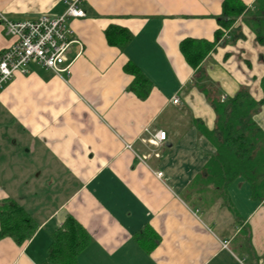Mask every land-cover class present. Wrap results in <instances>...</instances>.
<instances>
[{
    "label": "crops",
    "instance_id": "obj_1",
    "mask_svg": "<svg viewBox=\"0 0 264 264\" xmlns=\"http://www.w3.org/2000/svg\"><path fill=\"white\" fill-rule=\"evenodd\" d=\"M65 1L0 0V12L14 21L60 16ZM223 1L79 0L86 16L69 20L76 41L70 74L34 66L0 95L7 120L0 121V141L16 131L30 147L28 154L5 152L0 206L14 200L39 225L21 246L0 240V264H44L51 234L67 215L91 236L79 264H264V202L253 200L243 178L225 192L203 178L215 147L199 125L212 131L216 115L180 50L187 38L213 40ZM242 1L248 8L257 2ZM111 26L133 34L124 51L107 43ZM235 27L244 37L227 35L202 66L222 99L246 87L260 101L264 46L241 19ZM13 43L0 24V55ZM128 62L153 85L145 100L128 90ZM255 121L264 131V106ZM159 131L167 139L155 144ZM26 155L36 157L31 165L47 172L50 186L67 192L65 200L25 193L29 182L18 173L32 171ZM147 230L160 240L150 252L137 240Z\"/></svg>",
    "mask_w": 264,
    "mask_h": 264
},
{
    "label": "trees",
    "instance_id": "obj_2",
    "mask_svg": "<svg viewBox=\"0 0 264 264\" xmlns=\"http://www.w3.org/2000/svg\"><path fill=\"white\" fill-rule=\"evenodd\" d=\"M239 19L264 46V0H257L253 8H248L242 0H224L222 13L216 18L218 27L213 40L187 38L180 43V50L195 72L193 84L205 94L216 115L212 131L199 125L200 133L215 147L203 178L224 192L236 179L243 178L251 186L253 200L264 202V131L255 121L264 106V77L262 100L257 101L246 87L235 96L222 99L218 85L209 79L202 66L216 47L226 42L227 35L233 41L244 37L241 27H235ZM105 37L109 46L121 51L134 38L129 30L117 26L106 29ZM124 71L134 77L128 90L141 100L147 99L153 86L150 80L132 62L124 66ZM38 227L35 218L16 201L7 200L0 206V240L10 238L21 246L34 236ZM51 239L44 264H79V256L91 244L89 232L71 215L51 234ZM137 240L145 244L148 252L160 242L148 230L139 234Z\"/></svg>",
    "mask_w": 264,
    "mask_h": 264
},
{
    "label": "built area",
    "instance_id": "obj_3",
    "mask_svg": "<svg viewBox=\"0 0 264 264\" xmlns=\"http://www.w3.org/2000/svg\"><path fill=\"white\" fill-rule=\"evenodd\" d=\"M65 4L66 11L60 16L42 14L21 21L11 20L0 12V24L6 35L14 39L0 55V91L14 79L16 72L30 74L33 65L57 75L70 74L71 63H67V56L76 41L69 20L83 18L86 12L79 6V0H66ZM166 139L167 134L163 131L152 135L155 144H162ZM155 174L162 179L163 173ZM223 246L228 245L224 242Z\"/></svg>",
    "mask_w": 264,
    "mask_h": 264
},
{
    "label": "rangeland",
    "instance_id": "obj_4",
    "mask_svg": "<svg viewBox=\"0 0 264 264\" xmlns=\"http://www.w3.org/2000/svg\"><path fill=\"white\" fill-rule=\"evenodd\" d=\"M34 66H36V65H33L31 67H34ZM19 76H25V75L21 74L20 72H16L14 75V79L2 91H0V95L2 93H4L5 90L7 89V87L14 80H16L17 77H19ZM5 116L6 115H4V113H1V116H0L1 123H7V120H5L6 122H4ZM13 132H15L13 137H10V135L7 134V135H5V137H3V140L0 141V150L2 151V152L0 151L1 152L0 153V163H2V164H4V163L6 164L7 153H5V152L6 151L10 152V150L13 148L14 149L17 148L20 151V154H28L26 152L30 147L28 148V146L24 142L26 140L24 138H22V134H20L19 132H16V131H13ZM0 133H2L1 129H0ZM2 142H6V144L2 145L1 144ZM26 156H28L27 157L28 161L27 160H25V161L30 164L32 171L30 173L27 171H24V172L19 171V173H18V175L21 178L23 177L24 180H26V181L28 180V182H29L28 185L25 186L26 187V189L24 190L25 193H26V190H27V192L35 191L38 193V196L36 195L34 198H36V197H38L39 199L46 198L47 201H50L52 199V202L54 204H57L58 202L65 200L66 196H67V192L64 193L63 192L64 190H62V188H59V187L55 188L52 185L50 186L49 184L51 183V179H49L50 176L47 174V172L44 169H40V168L38 170L37 164H35V166L31 165L32 161H34V159L36 157L30 156V155H26ZM9 162L10 161L8 159L7 163H9ZM21 165H22V162H21ZM35 170H37V171H35ZM12 174H16L15 170H14V172H12ZM17 181H20V179H17ZM23 183L25 184L26 182L23 181ZM55 191H56V193H55ZM30 192H29V194H30L29 197L32 198L33 196H31L32 193H30Z\"/></svg>",
    "mask_w": 264,
    "mask_h": 264
}]
</instances>
